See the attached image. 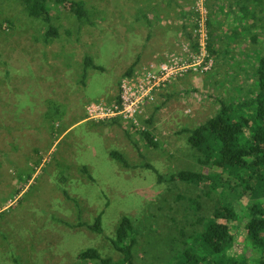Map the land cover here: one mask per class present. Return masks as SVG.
Returning <instances> with one entry per match:
<instances>
[{
  "label": "rangeland",
  "instance_id": "rangeland-1",
  "mask_svg": "<svg viewBox=\"0 0 264 264\" xmlns=\"http://www.w3.org/2000/svg\"><path fill=\"white\" fill-rule=\"evenodd\" d=\"M72 1L84 3L86 18L51 3L47 24L23 0H0V264H97L78 258L91 247L118 259L112 239L125 215L137 232V264H178L185 249L198 248L205 218L223 199L207 196L206 183L159 181L158 173L203 171L185 129L212 117L220 100L255 95L264 0H204L211 69L166 83L142 107L138 126L93 120L88 106L115 101L139 53L135 70L193 46L197 0ZM49 27L58 32L46 39ZM150 46L164 53H148ZM86 56L102 70L85 69ZM112 151L139 167H124ZM99 214L102 233L79 225ZM241 216L231 224L234 253L246 239Z\"/></svg>",
  "mask_w": 264,
  "mask_h": 264
},
{
  "label": "trees",
  "instance_id": "trees-1",
  "mask_svg": "<svg viewBox=\"0 0 264 264\" xmlns=\"http://www.w3.org/2000/svg\"><path fill=\"white\" fill-rule=\"evenodd\" d=\"M23 2L31 16L40 17L47 24L52 20L49 9L51 3L63 5L80 19L87 17L83 2ZM57 32L56 27H49L46 39L56 36ZM138 61L139 58L128 68L127 76L133 74ZM89 67L102 70L90 56H86L85 69ZM255 87L253 97L230 102L220 100V107L212 117L194 128L185 129L188 142L198 154L197 160L204 168L203 171L180 170L169 176L158 173L159 181L206 183L209 187L207 196L217 191L223 199L222 204L214 205L211 214L205 218L204 228L196 241L200 243L198 248L185 249L179 256L178 264H264V202L258 201V197L264 194V54L256 66ZM116 99H119V93ZM113 121L119 123L120 120ZM126 133L130 136L129 131ZM141 134L149 144L157 145L150 131L145 130ZM111 155L124 167H139L131 165L121 152L112 151ZM142 167L156 171L149 162ZM247 198L249 201H246ZM241 201L246 203L245 208L240 205ZM197 204L199 208L203 207L202 203ZM242 213L247 217L246 239L243 247L234 253L232 249L237 238L231 224L242 219ZM79 225L102 233V214L92 224L80 222ZM137 242L134 222L125 215L116 229L115 238L112 239L114 249L121 254L118 259L104 256L94 247L80 252L78 258L83 262L93 261L97 264H137L134 252Z\"/></svg>",
  "mask_w": 264,
  "mask_h": 264
},
{
  "label": "built area",
  "instance_id": "built-area-1",
  "mask_svg": "<svg viewBox=\"0 0 264 264\" xmlns=\"http://www.w3.org/2000/svg\"><path fill=\"white\" fill-rule=\"evenodd\" d=\"M207 8L204 0H197L193 41L182 44L180 52L171 53L159 63H151L136 69L132 75L122 81L119 99L111 104L92 102L88 113L93 120H110L120 118L121 121L138 126V116L147 102H155L157 92L174 78L188 71L205 73L213 65L208 51Z\"/></svg>",
  "mask_w": 264,
  "mask_h": 264
},
{
  "label": "crops",
  "instance_id": "crops-1",
  "mask_svg": "<svg viewBox=\"0 0 264 264\" xmlns=\"http://www.w3.org/2000/svg\"><path fill=\"white\" fill-rule=\"evenodd\" d=\"M169 1H171V0H169ZM156 5H158V4H156ZM150 27L147 29L148 31L145 33V35L142 37V42H143V48L142 49H144V47L146 46V44L147 43H149L150 42V40H152L151 38H153V36H152V30H151V28L152 27H154V24H153V21L150 23ZM149 30H150V32H149ZM173 36V35H172ZM169 39H176L175 37H169ZM168 39V40H169ZM170 44V43H169ZM176 46V45H175ZM174 46V47H175ZM153 53V52H155V53H158V54H161V53H164V51H159V50H157L156 49V46H150V50H149V52L148 53ZM141 55H142V52L141 53H139L138 54V58H140L141 57ZM111 98V97H110ZM110 98H108V99H110ZM107 99V100H108ZM91 101H93V100H91ZM103 101V100H102ZM147 103H149V102H147ZM146 105V104H145ZM145 105H144V107H145ZM83 119L84 120H87V117H86V113H85V115H84V117H83Z\"/></svg>",
  "mask_w": 264,
  "mask_h": 264
}]
</instances>
